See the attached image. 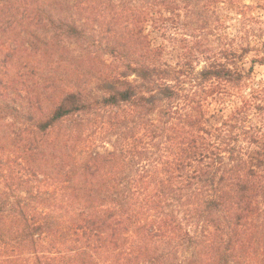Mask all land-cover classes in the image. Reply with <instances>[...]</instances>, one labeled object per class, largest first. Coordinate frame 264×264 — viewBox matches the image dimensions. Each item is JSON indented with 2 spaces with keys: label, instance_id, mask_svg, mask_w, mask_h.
Instances as JSON below:
<instances>
[{
  "label": "trees",
  "instance_id": "obj_1",
  "mask_svg": "<svg viewBox=\"0 0 264 264\" xmlns=\"http://www.w3.org/2000/svg\"><path fill=\"white\" fill-rule=\"evenodd\" d=\"M262 11L0 0V264H264Z\"/></svg>",
  "mask_w": 264,
  "mask_h": 264
},
{
  "label": "rangeland",
  "instance_id": "obj_2",
  "mask_svg": "<svg viewBox=\"0 0 264 264\" xmlns=\"http://www.w3.org/2000/svg\"><path fill=\"white\" fill-rule=\"evenodd\" d=\"M253 0H246L247 3L252 2ZM231 18H226L225 19V23L226 26L224 28L223 31H225L226 33H228L229 36H233L235 33H237V28H238V15H232L230 16ZM261 17L264 20V11L261 12ZM193 22H198L197 18L192 19ZM190 21V20H189ZM258 29H264V23H262L261 25H258ZM257 30V28H256ZM220 32V33H224V32ZM261 32V31H259ZM264 37V35H262ZM208 41L207 44L210 45V47L212 48H219L220 46H222L220 44V42L216 39L215 35H209L208 36ZM254 41V40H252ZM253 43V42H252ZM263 56L262 53L258 52V51H252L251 53L245 55L244 60L242 62L243 67L247 70L249 69L251 66H254L256 75L258 78H264V65L259 64L258 62H254L253 59L254 58H259Z\"/></svg>",
  "mask_w": 264,
  "mask_h": 264
}]
</instances>
